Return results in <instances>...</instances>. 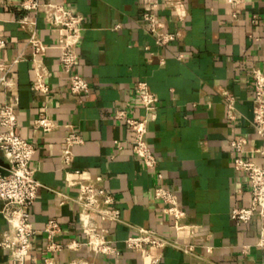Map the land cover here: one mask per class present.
<instances>
[{
  "label": "crops",
  "instance_id": "1",
  "mask_svg": "<svg viewBox=\"0 0 264 264\" xmlns=\"http://www.w3.org/2000/svg\"><path fill=\"white\" fill-rule=\"evenodd\" d=\"M20 2L0 0V39L5 42L0 58L12 63L16 132L35 148L30 167L40 184L29 208L34 234L26 262L53 258L57 264H146L124 245L144 228L178 245L151 249L158 264H264V245H257L260 221L236 225L230 219L232 208L249 206L250 186L246 175L234 169L237 155L229 145L243 137L241 157L264 166V153L254 152L264 147V135L252 126L251 81L252 70L264 74V0H242L237 7L223 0H39L37 12L22 10ZM47 4L66 7L83 19L73 72L88 83L85 97L68 91L70 74L58 62L59 33L44 20ZM180 4L187 12L182 21L177 19ZM149 11L166 31L180 32L181 39L157 46L143 21ZM21 20L34 26L21 28ZM32 30L47 47L42 58L48 72L45 93L33 88L32 49L27 44ZM140 83L156 98L155 118L146 133L157 159L155 170L132 154L130 128L114 118L122 112L129 119H148L136 90ZM221 91L234 98L231 116ZM7 96L0 87V105ZM43 117L55 124L49 132L35 125ZM66 125L82 139L71 148L68 167L61 160ZM74 171L82 178L101 177L113 197L119 221L91 218L107 229V240L119 255L101 256L85 245L81 215L73 202L78 187L66 182L79 180ZM158 186L176 196L186 214L182 223L194 226L195 236L171 228L164 205L153 198ZM2 206L0 202V210ZM49 221L59 225L50 240L61 247L56 252L47 250ZM7 231L0 214V237ZM74 243L81 246L66 247ZM185 246H192L193 252L183 253ZM0 264H12L2 250Z\"/></svg>",
  "mask_w": 264,
  "mask_h": 264
},
{
  "label": "built area",
  "instance_id": "2",
  "mask_svg": "<svg viewBox=\"0 0 264 264\" xmlns=\"http://www.w3.org/2000/svg\"><path fill=\"white\" fill-rule=\"evenodd\" d=\"M230 7H237L242 0H223ZM39 0H21L20 8L25 11L37 12L40 9ZM44 14L46 23L59 33L60 51L58 62L61 69L70 74L68 91L72 95L87 96L89 93L88 83L74 73L78 55L77 48L81 39L82 17L74 14L66 7L60 5H46ZM187 12L184 5L178 6L177 19L182 21L186 18ZM143 21L147 25V31L154 35L157 46L163 47L167 44L177 42L181 39L180 32H168L165 25L159 20L153 11L144 13ZM21 28L34 26V22L26 20L19 21ZM27 44L32 49V63L35 74L34 90L45 93L47 86L43 79L48 72L43 64L42 58L47 47L39 40L32 30L27 39ZM5 47V42L0 39V51ZM12 63L0 58V87H3L8 96L0 105V152L2 162L7 168L0 167V202L3 206L0 214L4 218L8 231L0 237V250L5 251L12 264H28L26 257L31 250L30 239L34 230L30 221L29 208L37 197L40 184L35 180L30 162L35 154V148L16 132L17 118L14 109V83L10 75ZM251 81L253 84L252 100V126L255 132L264 135V74L258 70H252ZM140 103L148 114V119L133 120L126 118L122 112L114 116L117 120H124L130 128L131 137L129 147L134 156L141 160L147 169L155 170L157 159L146 141L147 124L155 118L154 103L156 98L152 95L145 84H138L136 87ZM229 116L234 109V98L226 92L221 91ZM35 125L43 132L51 131L55 124L43 117L35 121ZM66 134L62 141L61 160L64 167H68L72 161L71 148L82 143L81 137L66 125ZM230 147L236 153L233 167L236 171L246 175L250 186V204L247 207H234L230 211V219L236 225L249 223L257 218L261 223L260 235L257 245H264V166L245 161L241 155L246 141L243 137H236L230 141ZM255 153H264V147L254 149ZM72 174L79 177L74 182L66 179L67 185L78 187L77 196L73 202L79 209L81 219L79 227L86 238L85 245L90 246L95 254L101 256H117L119 251L107 240L108 231L102 225L97 224L91 215H98L101 222L119 221V210L114 207L113 197L101 185L102 178H82V173L74 171ZM161 179V175H156ZM154 200L164 205L163 213L172 219L171 228L175 233L187 230L189 235L195 236L196 229L192 225H184L185 211L178 206L176 196L162 186L153 190ZM59 231V225L55 221H49L46 225V233L49 238L48 251H59L60 246L53 245L50 240L53 234ZM127 250L138 252L146 264H158L159 257L151 255V249H162L166 246L178 247L176 241L164 238L150 229H138L135 236H130L124 241ZM79 243L67 245L68 249H77ZM185 254L193 252L192 246H185L182 249ZM209 251V249H207ZM38 264H57L53 258L44 259ZM69 264H76L71 262Z\"/></svg>",
  "mask_w": 264,
  "mask_h": 264
},
{
  "label": "water",
  "instance_id": "3",
  "mask_svg": "<svg viewBox=\"0 0 264 264\" xmlns=\"http://www.w3.org/2000/svg\"><path fill=\"white\" fill-rule=\"evenodd\" d=\"M0 167H2V168H7V165H6L5 163L1 162V163H0Z\"/></svg>",
  "mask_w": 264,
  "mask_h": 264
}]
</instances>
